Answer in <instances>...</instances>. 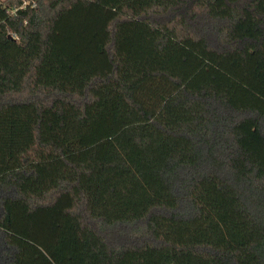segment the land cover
Listing matches in <instances>:
<instances>
[{
	"label": "trees",
	"instance_id": "16d2710c",
	"mask_svg": "<svg viewBox=\"0 0 264 264\" xmlns=\"http://www.w3.org/2000/svg\"><path fill=\"white\" fill-rule=\"evenodd\" d=\"M28 1H0V264H264V0Z\"/></svg>",
	"mask_w": 264,
	"mask_h": 264
},
{
	"label": "built area",
	"instance_id": "2783aa9c",
	"mask_svg": "<svg viewBox=\"0 0 264 264\" xmlns=\"http://www.w3.org/2000/svg\"><path fill=\"white\" fill-rule=\"evenodd\" d=\"M28 2H29L28 0H24V5H23V6H25ZM23 6H22V7H23ZM14 12H15V11H14Z\"/></svg>",
	"mask_w": 264,
	"mask_h": 264
},
{
	"label": "rangeland",
	"instance_id": "374dc122",
	"mask_svg": "<svg viewBox=\"0 0 264 264\" xmlns=\"http://www.w3.org/2000/svg\"><path fill=\"white\" fill-rule=\"evenodd\" d=\"M0 1H3V0H0Z\"/></svg>",
	"mask_w": 264,
	"mask_h": 264
}]
</instances>
